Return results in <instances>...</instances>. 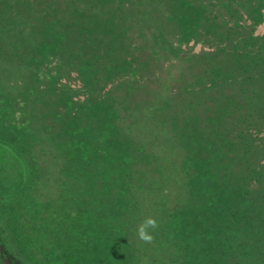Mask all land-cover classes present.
<instances>
[{"label":"trees","instance_id":"trees-1","mask_svg":"<svg viewBox=\"0 0 264 264\" xmlns=\"http://www.w3.org/2000/svg\"><path fill=\"white\" fill-rule=\"evenodd\" d=\"M263 25L264 0H0V104L21 115L0 161L26 170L20 193L0 187V264L17 260L2 214L55 176L72 241L43 264H132L123 216L150 180L182 182L165 262L264 264Z\"/></svg>","mask_w":264,"mask_h":264},{"label":"rangeland","instance_id":"rangeland-1","mask_svg":"<svg viewBox=\"0 0 264 264\" xmlns=\"http://www.w3.org/2000/svg\"><path fill=\"white\" fill-rule=\"evenodd\" d=\"M260 31L264 32V25L262 26V28H260ZM53 61L55 60L50 61L49 66ZM74 94L76 95L78 93ZM3 98L4 96L0 94V100H2ZM6 106L7 103L0 104V113L2 115L5 113V117H1L2 115L0 116V134H7V130L11 124L20 126L21 115L17 114V116H15L14 118V115H11L7 111ZM40 106H44L43 103H41ZM5 130L6 133H4ZM10 134L13 136L10 137L11 139H17L18 136L23 135L24 133H21L20 131H13L10 132ZM18 142L21 143L25 148L26 152L24 153L26 154V156L30 160L33 159V151L32 149H30L31 147L28 146L26 140L21 139ZM6 154H8V151L6 152ZM11 167H13V169L10 168L8 163L5 164L3 159L2 161H0V187L5 194L10 193V189H12L13 191L16 190V194H18L23 190V186H25L24 180L26 170L23 166L21 168L20 164L16 161H13L11 163ZM173 167L175 166H172L171 168ZM41 170L43 171L44 169ZM31 175L33 178V168L31 169ZM22 176L23 178L20 182L19 180ZM38 177H41L40 174L38 175ZM61 179V176H55L54 178H42V180L39 179L38 182L40 185H36V187L33 189L36 190L33 191V193H35L36 198H38L40 201L33 199L32 195L29 203L28 201H26L24 204V207L26 208L23 209L21 205H18L14 206L13 210L11 208H8L2 214V221L6 224V233L4 238L8 239L10 248L15 252L17 256L15 264H43L46 261L45 257H47L48 260L53 259L55 255H60V257H62L61 250L67 249L68 244L72 241L71 232L66 230V224L69 223L70 217H68V214L62 209V206L57 203L58 199L60 198V193L66 191L65 188L61 187V185L63 184L61 183ZM134 182L140 183L141 181L134 180ZM181 183L182 182L173 183L168 181H160L157 185H154L156 184V182L150 180L149 182H144L142 185H140L139 191L130 189L132 193L141 194L136 197L137 200L135 199L136 194H132L134 196L130 199V202L134 206V210H132L131 213L124 215L123 218L126 219L128 217L129 222L136 221L137 227L146 217H153L159 223V228L151 232L154 237L151 243H144L143 241L140 242L137 240L134 244L132 239L128 237L129 234L127 233L126 238L131 241V244L133 246L132 251L135 253V259L132 260V264H147V262H149L150 264H170L169 261L165 262L167 260V258H165V252L169 254L168 251H174V246L169 241V239L158 235V231L163 228V220L170 212V210L173 209L172 207L174 206V203L176 202V204L178 205L181 204V202L179 203L180 198L177 194V192L179 191V184ZM76 187L83 190L84 184H76ZM49 197H54V202L56 205L53 204L54 209L52 210L53 212L51 214L56 215L55 213H57V217L53 218V220H51V218L49 217L48 224H46L44 223L42 217L50 215L46 211H51V209L46 208L45 205L39 203L46 202L45 199ZM5 202L6 199L2 203L4 204ZM137 203H139L138 208H140L138 212L135 209ZM38 204L39 207L42 206V209L44 210L42 214L36 212ZM136 213L138 214V216L134 217ZM112 214V212L107 211H100V213H98L100 217L109 216ZM81 220L82 217L80 216L77 219H74L72 223H77ZM7 225L12 227L13 229L7 228ZM130 225L133 224L130 223ZM73 226L75 225H72L70 228H72ZM83 230L84 229L82 228L78 229V227L72 228V231L77 232L74 235L79 240L82 239ZM43 238L46 242L45 248H43V246L41 245L43 242ZM53 243V246L56 249L58 248V252H54V248L51 249ZM105 249H107V247L103 249H99L97 247L95 248V251L100 252Z\"/></svg>","mask_w":264,"mask_h":264},{"label":"clouds","instance_id":"clouds-1","mask_svg":"<svg viewBox=\"0 0 264 264\" xmlns=\"http://www.w3.org/2000/svg\"><path fill=\"white\" fill-rule=\"evenodd\" d=\"M159 228L158 221L153 217H146L141 223L138 225L136 232L138 238L144 243H151L154 239L151 234L152 231Z\"/></svg>","mask_w":264,"mask_h":264}]
</instances>
